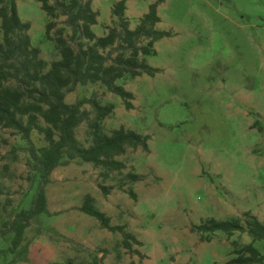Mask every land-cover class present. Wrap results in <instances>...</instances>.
I'll return each mask as SVG.
<instances>
[{
	"label": "rangeland",
	"instance_id": "rangeland-1",
	"mask_svg": "<svg viewBox=\"0 0 264 264\" xmlns=\"http://www.w3.org/2000/svg\"><path fill=\"white\" fill-rule=\"evenodd\" d=\"M116 1H93L97 36L115 25ZM156 1L125 0L130 29ZM17 10L30 24L40 57L58 60L45 38L47 18L38 0H18ZM157 13V28L171 33L147 58L157 72L119 82L134 95L132 109L99 85L78 86L65 98L69 104L90 97L112 103L103 131L123 127L148 135L149 151L129 149L117 158L125 169L109 178L90 164L63 159L45 186L50 216L35 217L21 247L0 256V264L87 263L95 257L101 264H224L234 256L233 241L252 242L247 233L222 232L202 241L191 228L246 212L264 222V0H161ZM76 137L88 146L86 123ZM31 138L36 148L46 145L36 132ZM29 160L26 143L0 127V228L30 207L38 175ZM87 194L111 225H123L141 244L124 249L121 234L80 212ZM7 199L11 204L3 212ZM11 236L0 237V249ZM254 246L264 254V241Z\"/></svg>",
	"mask_w": 264,
	"mask_h": 264
},
{
	"label": "trees",
	"instance_id": "trees-1",
	"mask_svg": "<svg viewBox=\"0 0 264 264\" xmlns=\"http://www.w3.org/2000/svg\"><path fill=\"white\" fill-rule=\"evenodd\" d=\"M17 1L0 0V127L11 130L26 143L28 165L38 175V186L30 207L1 225L0 237L12 236L8 247L0 249V256L16 253L35 217L50 216L45 186L63 159L90 164L102 170V177L109 178L125 169L117 158L129 149L149 151L148 135L123 127L109 133L103 131L102 122L114 110L112 103L102 105L90 97L69 104L65 98L78 86L99 85L119 97L126 110L132 109L134 95L119 82L124 78L153 76L157 69L148 64L147 58L155 55L159 40L171 35L157 28L161 21L157 13L161 0L149 5L134 29H130L125 15V0L116 1L111 8L116 23L102 36L93 31L98 23V12L92 8L94 0H38L47 18L45 38L53 43L59 55L58 60L47 63L40 57V50L31 44L30 24L20 19ZM83 123L87 124L88 146L76 137V130ZM33 132L43 137L45 146L35 147ZM127 178L131 182L138 179L133 173ZM102 189L107 194V189ZM129 196L135 199L132 192ZM10 204L7 199L2 211L6 212ZM79 210L94 218L101 229L121 234L124 249L141 244L123 225H111L110 217L95 206L91 195H85ZM191 229L202 241L211 240L215 232L228 237L247 233L252 242L239 245L233 241L234 256L224 264H264V254L254 246L255 242L264 241V222L249 212L228 220L208 218ZM56 264H101V259L95 257L87 263L67 259Z\"/></svg>",
	"mask_w": 264,
	"mask_h": 264
}]
</instances>
